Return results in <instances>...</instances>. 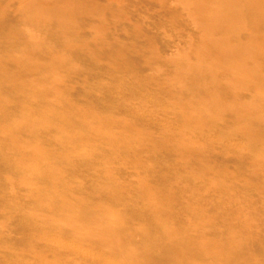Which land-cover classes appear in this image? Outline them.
I'll use <instances>...</instances> for the list:
<instances>
[{
    "label": "bare ground",
    "instance_id": "1",
    "mask_svg": "<svg viewBox=\"0 0 264 264\" xmlns=\"http://www.w3.org/2000/svg\"><path fill=\"white\" fill-rule=\"evenodd\" d=\"M121 4V0L102 5L98 0H0V186L6 190L8 180L14 188L7 207L26 226L19 228V238H33L37 232L50 237L58 228L66 238H78L73 240L78 246L98 248L103 253L98 260L105 263L107 255H113L124 264H264V247L256 243L251 229L256 216L244 212L245 201L233 197L229 185L208 183L205 192L226 200L222 205L226 215L216 217L200 210L204 199L188 185L180 190L163 185L151 189L141 179L130 191L113 177V154L121 161L132 159L137 170L147 173L136 144L153 155L160 149L184 154L193 152V133L167 135L160 146L144 131L135 134L132 123L98 117L69 102L58 74L69 69L68 54L85 26L92 37L83 45L105 44L110 26L126 23L132 26V37H142V24L130 21ZM148 5L177 18L184 14L185 27L193 28L184 36L188 55L176 53L154 66L151 56L142 57L154 71L164 72L160 86L176 100L177 121L193 130L192 126L216 129V122L233 120L232 134H243L260 146L249 154L248 166L262 172L264 182V0H148ZM54 39L63 49L53 47V41L58 42ZM153 41L148 36L143 40L149 48ZM123 45L120 42V49L114 50L117 70L126 69ZM115 127H124L125 134L115 136ZM170 139L175 145L168 148ZM50 143L59 148L52 149ZM102 145L110 150L98 157L96 149ZM192 155L188 165L192 173L205 176L214 169L200 150ZM162 160L160 167L167 165ZM220 172L221 177L235 178ZM68 173L81 178V184L71 188ZM180 176L178 170L174 177ZM239 179L264 201V191L255 189L252 176ZM184 193L191 195L185 204L190 216L185 219L171 209ZM94 195L100 196L97 202L92 201ZM204 201L210 204L209 199ZM128 203L129 212L120 214L118 208ZM134 217L138 222L132 225ZM134 233L140 236L137 242ZM28 239L19 243L38 264L63 263L61 258L44 260Z\"/></svg>",
    "mask_w": 264,
    "mask_h": 264
},
{
    "label": "rangeland",
    "instance_id": "2",
    "mask_svg": "<svg viewBox=\"0 0 264 264\" xmlns=\"http://www.w3.org/2000/svg\"><path fill=\"white\" fill-rule=\"evenodd\" d=\"M98 3L102 5L106 3V0H98ZM121 3L125 16L132 22L138 21L142 24V37L137 39L132 37V26L126 23L125 27L118 26L115 29L110 26V35L106 38L105 44L98 47L83 45L84 40L92 37L90 29L85 26L82 29L84 32L79 36L80 39H74L77 46L68 54L69 69L58 74L63 89H66L69 102L81 109L90 110L95 116L106 119L113 117L119 121L132 123L135 134L138 131H144L160 146L161 143L167 141L165 139L167 135L169 137L171 135L188 137L189 134L193 133V152L196 149L199 153L200 150V154L206 155L205 159L214 167L205 176H202L200 171L193 170V173L191 172L188 165L193 160V152L178 154L176 152L168 153L160 149L153 155L148 149L136 144L135 150L140 156V160L148 166V169L154 171L153 174L149 173L148 169L146 170L147 173L140 172L132 164V159L121 161L119 155L113 154V177L120 180L121 184L130 191L135 190L141 179H144L151 189L163 185L173 190H180L188 185L189 190H193L197 194L196 196L204 200L209 199V203L213 199L212 204H208L204 200L201 201L199 208L202 212L216 217L226 215L227 211L225 212L223 209L226 200L221 196L214 197L212 191L205 192L208 183L217 180L218 183L229 185L234 190L233 197L245 201L243 203L246 208H244V212L249 217L251 215L256 216L255 222H251V229L257 239L256 243L264 247V201L255 198L256 195H259L257 190H248L243 186L240 179L237 180L240 176L244 180H249L252 176V182H256L255 189L259 188V190L263 189L264 191V182L260 181L263 177L262 172H253L252 168L248 166L249 161H252V159L249 160V154L252 150H260V146L252 144L251 139L247 140V138L242 137L243 134H232L229 127L233 126V120L230 119L229 122L223 120L228 116H224L223 121L216 122V129H201L192 126V130L189 129L188 125L179 123L174 114L176 100L166 93L167 89L164 92L165 89L160 86L162 81L165 82L166 79L164 72L154 71V68H151V65L142 59V57L149 58L151 56L154 60L152 66H154V63L155 65L160 64L158 62L160 59L173 56L176 53H179L178 56L180 55V57L188 55L189 49L186 44L187 41H184V36L191 33L193 28L190 30L191 27H185L186 16L183 14V17L177 18V16H171L169 13L159 12L157 6L148 5V0H121ZM109 4L114 6L112 2ZM171 20H174L175 24H172ZM125 28L128 29L127 32L123 31ZM146 36L154 40L153 47L149 48L143 42ZM120 42L124 44L122 53L127 61L125 63L126 69L117 70L113 67V60L116 59L114 50L119 48ZM52 44L57 50L63 49L60 48L59 41H53ZM123 129L125 128L115 127L113 134L118 137L123 136L125 134ZM23 138L25 139V137ZM50 145L52 144L50 143ZM166 145L170 148V146L175 145V142L170 139ZM51 148L59 147L52 145ZM88 148L90 147L88 146ZM96 150L98 151L96 156L100 157L108 153L110 149L108 146L102 145ZM161 159L165 160L167 165L160 167L159 160ZM221 169L227 175H235L236 179L234 176L232 178L221 177ZM178 170L182 174L180 179L174 177ZM247 174L252 175L248 177ZM3 175L5 177L6 174ZM68 177L71 188L81 184V178L70 174ZM6 182V190L0 186V223L4 225L0 229V264H38V260L26 250L27 247L19 243L20 240L28 239L19 238L22 235L21 232H18L19 228L23 231L26 226L21 221H17L16 216L10 214L7 207L12 201L9 193L13 192L14 188L8 184V180ZM20 196L21 202L25 204L24 190L21 191ZM98 197L100 196L94 195L92 201L97 202ZM194 199H196L195 196ZM190 201L191 195L189 193L182 194L178 203L171 207L173 213L180 218L189 217L190 213L185 204ZM130 206L128 203L124 207H119L120 214L129 212ZM218 206L221 208L220 210ZM42 212L44 211L42 210ZM137 222L134 217L132 225ZM52 231L53 235L50 237L37 232L33 238H29L32 249L37 254H42L43 259L48 262H55L61 258L62 264L125 263L113 255H107V263L102 262L98 259L103 256V253L98 248L84 244L78 246L73 241L79 240L78 238H66L63 230L58 228ZM132 238L135 242L140 240V236L136 233L132 234ZM13 251L18 252L17 255H12L11 252ZM258 257V261H261L262 257L259 255Z\"/></svg>",
    "mask_w": 264,
    "mask_h": 264
}]
</instances>
